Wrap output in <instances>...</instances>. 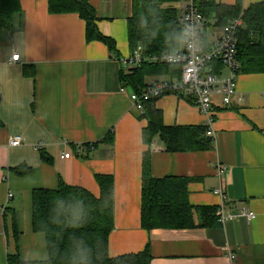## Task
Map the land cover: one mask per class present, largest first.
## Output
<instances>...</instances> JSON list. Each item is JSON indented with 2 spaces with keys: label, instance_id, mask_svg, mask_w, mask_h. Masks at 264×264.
<instances>
[{
  "label": "crops",
  "instance_id": "0c3cea01",
  "mask_svg": "<svg viewBox=\"0 0 264 264\" xmlns=\"http://www.w3.org/2000/svg\"><path fill=\"white\" fill-rule=\"evenodd\" d=\"M87 1L99 31L115 40L116 52L103 41L87 39L86 21L78 13H51L49 0H21L13 27L0 32V264H7L9 253H19L24 261L48 257L45 235L33 230L36 188L56 189L64 181L99 197L98 174L112 175L115 183L111 256L140 252L149 243L151 264H264V73L239 74L230 105L220 94L213 97L210 149L169 152L157 135L150 158L153 177L191 179L194 206L223 205L226 215L247 209L256 218L148 231L141 225L148 119L132 105L133 88L120 79L121 59L131 53L132 0ZM263 1L243 0L242 10ZM177 7L181 17L184 1ZM206 33L202 46L210 48L223 27L213 25ZM13 53L20 61L11 60ZM162 79L171 77L148 76L146 83ZM152 105L166 126L206 125L207 116L192 99L166 94ZM110 133L113 142H105ZM17 134L24 141L11 146ZM88 143L97 148L79 154ZM66 152L73 156L62 158ZM19 168L28 170L20 174ZM218 186L225 197L215 192Z\"/></svg>",
  "mask_w": 264,
  "mask_h": 264
},
{
  "label": "trees",
  "instance_id": "16d2710c",
  "mask_svg": "<svg viewBox=\"0 0 264 264\" xmlns=\"http://www.w3.org/2000/svg\"><path fill=\"white\" fill-rule=\"evenodd\" d=\"M181 0H132L128 18V38L131 51L142 45L145 53L158 54L182 46L184 33L177 4ZM242 1L233 5L202 0L204 14L202 45L207 29L224 27L243 13L244 26L238 32V61L241 73H264V1L242 10ZM51 13H78L87 24V39L106 43L116 52L115 40L102 34L98 16L87 0H49ZM22 12L21 0H0V32L11 29L16 15ZM205 50L209 48L204 47ZM217 64L216 69H222ZM180 63H143L121 70V82L139 91L147 86L148 76H170L179 79ZM142 117L148 119L143 140L148 146L143 155L141 225L144 229H191L219 224L217 206H194L189 200L191 179L183 176L155 178L151 173V150L159 135L169 152L208 150L213 138L208 126H166L163 114L152 105H145ZM113 142V134L104 139ZM24 170L17 169L18 173ZM100 187L97 197L84 187L60 182L56 189L36 188L33 192V230L45 235L48 257L24 261L19 253H9L7 264H151V246L144 250L111 256L110 234L114 230V177L96 175Z\"/></svg>",
  "mask_w": 264,
  "mask_h": 264
},
{
  "label": "built area",
  "instance_id": "2783aa9c",
  "mask_svg": "<svg viewBox=\"0 0 264 264\" xmlns=\"http://www.w3.org/2000/svg\"><path fill=\"white\" fill-rule=\"evenodd\" d=\"M182 1H184L181 16L184 33L182 46L173 51L147 54L143 46L139 45L128 56L122 58L121 63L124 68L136 67L143 63H180L182 65V73L179 79L159 80L148 84L139 91H133L130 95L132 105L137 110L144 111L147 103L166 94L192 99L207 116V135L213 138L212 125L214 118L211 108L213 97L216 94H220L224 104L230 105L238 94L237 80L240 74L238 32L244 25L243 13L224 26L222 36L217 43L205 50L201 44L205 21L204 14L199 8V2L202 0ZM20 58L19 53H13L11 60L18 62ZM217 64L222 65V69L217 70ZM222 70H226L227 74L223 75ZM239 100H242V98ZM23 141V137L17 134L10 139L9 144L11 146H19ZM96 148V143L84 144L78 148V153L81 154L83 149L94 151ZM72 156L71 152H66L62 155V158H70ZM215 192L225 197L223 195V186H218ZM218 215L221 223H224L228 218L244 217L249 222L256 218V214L247 209H242L238 215H226L223 205L218 209ZM230 258L234 259V256L231 255Z\"/></svg>",
  "mask_w": 264,
  "mask_h": 264
},
{
  "label": "bare ground",
  "instance_id": "6f19581e",
  "mask_svg": "<svg viewBox=\"0 0 264 264\" xmlns=\"http://www.w3.org/2000/svg\"><path fill=\"white\" fill-rule=\"evenodd\" d=\"M163 80V79H162ZM159 81V80H158Z\"/></svg>",
  "mask_w": 264,
  "mask_h": 264
}]
</instances>
